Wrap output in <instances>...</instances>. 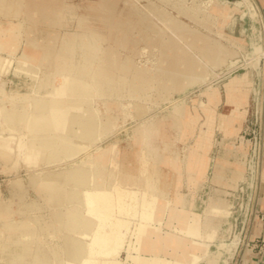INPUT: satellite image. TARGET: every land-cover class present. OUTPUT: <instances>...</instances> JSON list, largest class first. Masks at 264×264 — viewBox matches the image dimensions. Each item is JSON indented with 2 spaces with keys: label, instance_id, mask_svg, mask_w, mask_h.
<instances>
[{
  "label": "rangeland",
  "instance_id": "obj_1",
  "mask_svg": "<svg viewBox=\"0 0 264 264\" xmlns=\"http://www.w3.org/2000/svg\"><path fill=\"white\" fill-rule=\"evenodd\" d=\"M1 1L4 15L0 18V264H47L48 260V264H79L77 260L84 255H74L76 246L69 245L68 240L87 244L89 230L94 226V221L80 227L71 220L74 212L84 210V189L94 185L123 186L151 199L145 196L150 190H143L142 181L131 182L128 178L134 171L135 160L143 166V161L151 158L152 146L163 148L166 135L169 141L183 147L184 142L176 140L175 134L179 111L192 106L193 101L199 102L196 107L200 112L204 111L208 92L223 89L230 77L242 76L246 70L240 73L237 70L244 66L255 72L254 66L264 63V43L241 40L239 25L234 27L233 17H226L231 5L235 9L247 8V1ZM235 3L238 8L234 7ZM233 31L238 42L236 38L226 37ZM231 64L236 67L228 69ZM202 66L206 71L201 76ZM227 97L230 102L231 97L228 94ZM241 103L234 105L232 114ZM55 106L58 111L51 112ZM13 112L23 118H12ZM42 113L61 114L58 125L37 132L30 124L38 121L36 116ZM86 119L94 121L87 135L79 123ZM46 137L57 140L55 149L40 144ZM214 137L216 141L221 140L219 129ZM64 141H68L67 146L72 143V153L63 152ZM186 143H191V139ZM111 146L115 149L113 161L97 165L98 152ZM152 157H155L154 151ZM124 162L132 165H119ZM76 169L89 171L86 183L79 184L72 178L70 174ZM248 188L249 196L232 198L234 236L230 242L222 241L221 246L232 255L236 249L235 258L243 254V249L250 253L253 244L248 225L255 203L254 174H250ZM201 191L206 194L201 201L207 202L209 186L205 184ZM74 192L77 197L71 198ZM123 197L122 194L120 199ZM126 199L131 198L126 196ZM177 209L169 206L167 225L174 224L171 231L161 233L160 227L152 223L149 227L155 232L149 229L140 239H137L138 217L126 215L132 218V231L126 244L118 252L116 249L115 254L108 252L100 256L98 264H128L129 255L144 252L151 254L145 260L156 263L164 259L161 253L167 252V245L173 246L170 254L174 258H165L166 264H189L175 260L176 245L200 236L198 231L190 235L182 229L190 226L199 229V215H190L185 209L189 219L181 221L172 213ZM22 227L27 229L26 235L27 231L31 235L23 237L24 233L18 230ZM157 237H162L158 254L153 252ZM244 240L245 244L250 240V245L245 246ZM198 255L188 252L192 264H200L202 257ZM72 256L80 259L72 260Z\"/></svg>",
  "mask_w": 264,
  "mask_h": 264
},
{
  "label": "crops",
  "instance_id": "obj_2",
  "mask_svg": "<svg viewBox=\"0 0 264 264\" xmlns=\"http://www.w3.org/2000/svg\"><path fill=\"white\" fill-rule=\"evenodd\" d=\"M249 1L250 8L242 6L240 9H235L231 5L226 17H233L234 27L239 25L240 39H245V41L250 39V44L253 40L263 44L264 0ZM1 6L4 5L0 0ZM250 9L254 12L253 14ZM2 15L4 14L0 8V18ZM235 34L236 31H233L226 37L235 39L238 37ZM204 37L208 38V36ZM245 44L248 46V42ZM235 67L232 64L227 66L228 69ZM244 74L240 83L242 82L243 87H246V98L239 105L236 113L232 114L234 104L229 102L227 97V86L232 79L230 77L223 89H214L207 93L206 102L203 103L204 111L200 112L197 109L196 104L199 105L197 101L196 103L193 101L192 106L183 107L179 111L175 134L176 140L184 142L183 147L181 144L177 145L176 142L169 141L166 135L163 148L161 146L151 147L155 157L151 154L147 162L143 161V166L135 160L134 171L128 175L131 182L142 181L144 191L150 190L143 192L147 198L155 196L154 198L159 201L157 205L161 208V217L159 216V221L153 223L160 227L161 233L171 231L174 226V224L167 225L170 205L185 208L190 215H199L202 232L197 238L196 243L198 244L186 240L183 244L176 245V256L189 264H192L188 256V252L190 254L191 251L201 255L200 264H264V63L255 72L247 69ZM217 129L221 133L220 141H216L214 137ZM255 134L259 142L252 190L255 203L252 208L253 217L248 225L250 238L254 243L250 253H247V249H243V254L235 258L236 249L231 255L230 251L222 248L220 243L230 242L234 236L233 230L236 223L231 219L232 198L237 195L249 196L248 181L251 174L249 161ZM189 138L191 143L187 144L186 141L190 140ZM160 151H163V154ZM119 165L131 166L132 163L125 164L124 162ZM140 167L143 170L147 168L148 171L143 172ZM147 177L149 180L146 179ZM205 184L209 186L207 202L201 201L206 195L201 191ZM151 185L154 191H151ZM213 220L214 223H212ZM241 231L242 229L240 233ZM202 243L206 244L213 259L203 256L205 246ZM166 247L168 250L166 253L165 251L161 253L162 257L164 259L174 258L170 254L173 246L167 245ZM143 255L146 258L151 257L150 252H144Z\"/></svg>",
  "mask_w": 264,
  "mask_h": 264
},
{
  "label": "bare ground",
  "instance_id": "obj_3",
  "mask_svg": "<svg viewBox=\"0 0 264 264\" xmlns=\"http://www.w3.org/2000/svg\"><path fill=\"white\" fill-rule=\"evenodd\" d=\"M229 1V0H227ZM239 1V0H236V2ZM240 1H247L248 4H249V8L251 7V3L249 0H240ZM237 3L234 4V7L238 8L239 5H236ZM19 6V5H18ZM83 6V4H82ZM86 6V5H85ZM84 6V7H85ZM91 7V6H90ZM94 8V7H93ZM251 13L253 14L254 12H252V10L250 9ZM86 28H88L86 26ZM90 28V27H89ZM2 30V27H0V31ZM196 36V35H195ZM236 36V35H235ZM241 38V37H240ZM40 39V38H39ZM233 38H231L232 40ZM42 40V39H41ZM204 40V39H203ZM234 40V39H233ZM237 40V38H236ZM235 40V41H236ZM242 40V39H241ZM234 41V42H235ZM14 42V41H13ZM204 42V41H203ZM238 42V40H237ZM5 43V42H4ZM1 45V44H0ZM222 45V44H221ZM3 46V45H2ZM8 46V45H7ZM10 46V45H9ZM5 50V49H4ZM45 52V51H44ZM210 53V52H209ZM189 59V58H188ZM192 59V58H191ZM189 59V60H191ZM183 61V60H182ZM24 62V61H23ZM171 63V62H169ZM175 63V62H174ZM182 63V62H181ZM188 63V62H187ZM194 63V61L192 62ZM197 64V62H195ZM178 64V63H177ZM199 64V63H198ZM174 65V64H173ZM185 65V64H184ZM177 66V65H176ZM181 66V65H180ZM179 66V67H180ZM189 66V65H188ZM173 67V66H172ZM192 67V65H191ZM198 67H200V64L198 65ZM203 67V66H202ZM176 68V67H174ZM181 68V67H180ZM178 68V69H180ZM190 68V67H188ZM204 68V67H203ZM20 69V68H19ZM23 69V68H22ZM43 69V68H42ZM168 69V68H167ZM176 69V70H178ZM182 69H183V66H182ZM187 69V68H186ZM185 69V70H186ZM195 69V68H194ZM29 70V69H28ZM103 70V69H101ZM175 70V71H176ZM188 70V69H187ZM190 70V69H189ZM200 70V68H199ZM202 70V69H201ZM200 70V71H201ZM203 73L201 72V76L205 73V68L203 69ZM178 71H181L178 70ZM197 71V70H195ZM184 71H182L183 73ZM185 72H188V71H185ZM198 72V71H197ZM179 73V72H178ZM191 74L193 75V73L191 72ZM197 74V73H196ZM195 74V76H196ZM98 75V74H97ZM169 75V74H168ZM174 75V74H172ZM178 75V74H177ZM198 75V74H197ZM181 76V74H180ZM199 76V75H198ZM243 76H245V74H243L242 76L240 77H236V78H233L231 79L230 83L228 84L227 86V94L229 97H231L230 99V102H232L234 105L237 103H241L245 100L246 98V87H243L242 85V82L240 83V81L242 80ZM170 77H171V74H170ZM168 79V78H167ZM173 79V78H172ZM176 79V77H175ZM180 79V78H179ZM182 80V79H181ZM176 82V80L174 81ZM170 83V80L169 82ZM248 83V82H247ZM244 84V83H243ZM164 85V83H163ZM166 85V84H165ZM72 86V85H71ZM167 86V85H166ZM165 86V87H166ZM67 87V86H66ZM174 87V85H173ZM178 87V86H177ZM214 89V88H213ZM207 92V91H206ZM214 93V92H213ZM215 94V93H214ZM210 97V96H209ZM211 98H213L211 96ZM209 99V98H208ZM215 99H217L215 97ZM213 100V99H212ZM86 101V100H85ZM87 101L90 102V99H88ZM210 101V100H209ZM72 102V101H71ZM79 102V101H78ZM82 102V101H80ZM212 102V101H211ZM85 103V102H84ZM210 103V102H209ZM54 104V103H53ZM82 105V104H81ZM67 106V105H66ZM75 107L78 106V105H74ZM80 106V105H79ZM86 107V106H85ZM58 107H53L50 109L53 110L51 112H56L58 111L57 110ZM71 108V107H70ZM74 108V107H73ZM72 108V109H73ZM90 108V107H89ZM62 109V108H61ZM64 109V108H63ZM75 109V108H74ZM77 109V108H76ZM45 111V110H44ZM73 111V110H72ZM89 111V110H88ZM87 111V112H88ZM43 112V111H41ZM60 112V111H59ZM67 112V111H66ZM69 112V111H68ZM77 112V111H76ZM59 114V113H58ZM67 114V113H66ZM73 114V113H72ZM62 115H63V112H62ZM65 115V114H64ZM93 115V113H92ZM52 116V117H50ZM67 116V115H66ZM87 116V115H86ZM94 116V115H93ZM91 116L90 118H94L93 120H95V117ZM11 117L12 118H23L21 115H19L17 112H13L11 113ZM51 118L50 122H53V123H50L48 121H46L47 119L46 118ZM68 117V116H67ZM85 117V116H84ZM36 118L38 119V121H36L35 123H31L30 126L31 127H34L36 128V131L39 130V129H44V127L46 128H51V126L55 127V125L57 126L58 123H59V119L61 118V114L57 115H48V114H39L36 116ZM80 119V118H79ZM89 119V118H88ZM81 120V119H80ZM91 120V119H90ZM92 120V121H93ZM77 121V120H76ZM91 121V122H92ZM5 122V121H4ZM32 122V121H31ZM90 121H88L86 119V121H80L79 123L81 124L83 130H84V134L87 135L89 134V132L91 131V128L93 127V123H91ZM94 122V121H93ZM74 123V122H72ZM77 124V123H76ZM75 124V125H76ZM79 124V125H80ZM71 125V124H70ZM74 125V124H73ZM80 126V127H81ZM72 127V126H71ZM76 127V126H75ZM78 127V126H77ZM69 128V127H68ZM67 129V128H66ZM72 129H74L72 127ZM70 130V129H69ZM47 131V130H46ZM52 131V130H50ZM65 131V130H63ZM39 132V131H37ZM40 133H43V132H40ZM45 133V131H44ZM77 133V132H76ZM34 134V133H33ZM46 136V135H45ZM48 136V135H47ZM67 138V137H66ZM65 138V139H66ZM34 140V139H33ZM35 140H37V138H35ZM64 140V139H63ZM69 141V140H68ZM68 141H64V146H63V152H65V154H68V153H72L73 152V148L71 146L72 143H71V146H67L69 144ZM40 144L42 143V145L45 147V148H54L55 149V146H56V143H57V140H52L51 138L49 137H46L45 139H43V141H39ZM77 142V141H76ZM62 143V142H61ZM66 143V144H65ZM81 144V142H80ZM75 145V144H74ZM74 147V146H73ZM80 147V146H79ZM20 149V148H19ZM53 149V150H54ZM59 148H57V151H58ZM24 150V149H23ZM36 150V149H35ZM38 151V150H37ZM114 146H111L109 148H106V149H103V150H100L98 152L99 156H100V159L98 161H96V164L97 165H103L106 161L108 162H111L113 161L114 159ZM59 152V151H58ZM42 154V153H40ZM64 155V154H63ZM65 156V155H64ZM39 157V156H38ZM43 157V156H42ZM53 158H55L53 156ZM95 164V165H96ZM80 166V165H79ZM78 166V167H79ZM106 167V166H105ZM72 168V166H71ZM97 168V167H96ZM69 169V168H68ZM74 169V168H73ZM101 169V168H100ZM71 170V169H70ZM77 170V169H76ZM106 170V169H105ZM97 171V170H96ZM96 171L94 173H96ZM101 171V170H100ZM103 171V170H102ZM89 172V171H87ZM87 172L83 171V170H77L76 172L71 173L69 172V174L72 176V178L77 181V183L79 184H83L85 181H86V176L88 174H86ZM104 172V171H103ZM201 172V171H200ZM68 173V172H67ZM91 173V171H90ZM93 173V171H92ZM101 173V172H100ZM60 174V173H59ZM67 174V175H69ZM102 174V173H101ZM115 174V172H114ZM91 175V174H90ZM116 175V174H115ZM197 175V174H196ZM45 177V175H43ZM70 176V177H71ZM92 176V175H91ZM62 177V175H61ZM90 177V176H89ZM93 177V176H92ZM59 178V177H58ZM96 178V177H95ZM69 179V178H68ZM92 179V178H91ZM89 179V180H91ZM101 179V178H100ZM199 179V178H198ZM104 180V179H103ZM178 180V179H177ZM93 181V179H92ZM99 181V180H97ZM67 182V181H66ZM90 182V181H89ZM103 182V181H102ZM101 182V183H102ZM177 182V181H176ZM76 183V184H77ZM86 183V182H85ZM105 183V182H104ZM88 184V182H87ZM92 184V183H90ZM100 184V183H99ZM109 184V182H108ZM178 184V182H177ZM101 185V184H100ZM55 186V185H54ZM92 186V185H90ZM95 186V185H94ZM92 187V188H89V187H86L84 189V191L82 192L84 194L83 196V199H82V202L84 204V210L83 212H74L73 215L71 216L74 222L77 223L80 227L85 225L88 226L90 225L89 222L91 221H94V226L93 228L91 229V232L89 230V233H90V236H89V239H88V243L87 244H84L82 243V241L79 239L78 242L80 243H77V242H71L70 240H68L66 238V240H68L69 242V245H75L76 247H74L76 250H73V254L74 255H79V254H83V258H77V259H80V260H77L79 264H98L99 263V260L98 258L100 256H102L103 254L105 253H110V254H115V250L117 249V252L118 250L121 248V246L128 240V237H129V233L132 231V218L131 216H126V215H134V216H137L139 221L138 223L139 226H138V229H137V239H140L143 237V235L149 230H153L155 232V230L150 226V224H152L153 222H156V221H159V216L161 217L160 215V211H161V208L159 207V205H157V201L156 198H151V199H146L145 197H142L140 196L138 193V190H130V189H127L126 187H121V186H116L115 188L114 187H111V188H107L106 187ZM13 187V186H12ZM76 187V186H75ZM80 187V186H79ZM82 189V188H81ZM19 190V189H18ZM221 190V189H220ZM55 191V190H54ZM56 192V191H55ZM69 193V192H68ZM82 194V195H83ZM124 195L122 201L120 202V197L121 195ZM21 195V194H20ZM138 195V196H137ZM72 196V197H71ZM70 197L71 198H76V194L75 192L72 193ZM80 196V195H78ZM126 196H130V200L126 199ZM144 196V195H143ZM157 197V196H156ZM162 197V196H161ZM81 198V197H80ZM135 199L136 201H132V199ZM139 198V199H138ZM120 199V200H119ZM72 200V199H71ZM78 200V199H77ZM159 200V199H158ZM183 200V199H182ZM186 200V199H185ZM212 200V199H211ZM79 201V200H78ZM71 202V201H70ZM73 202V201H72ZM76 202V201H75ZM78 204V203H77ZM82 204V203H81ZM190 204V203H189ZM163 206V205H162ZM164 207V206H163ZM167 207V206H165ZM177 207V206H176ZM187 207V206H186ZM206 209V208H205ZM212 209V208H211ZM166 210V209H165ZM178 210V211H177ZM175 212H172L173 214H177V216L179 217V219H181V221H186L189 219L188 215H187V212L185 211V208H179L177 209ZM210 211V210H209ZM63 213V212H62ZM208 214V213H207ZM212 214V213H210ZM172 217V216H171ZM83 218H85V221H83ZM90 218V219H89ZM82 219V220H81ZM89 219V220H88ZM92 219V220H91ZM204 219V218H203ZM213 219V218H212ZM32 220V219H31ZM191 220V219H190ZM196 221V220H195ZM203 221V220H202ZM210 221V220H209ZM39 222V221H38ZM134 223V222H133ZM171 223V222H170ZM179 223V222H178ZM208 223V222H207ZM206 223V224H207ZM214 223V220L213 222ZM210 223V224H212ZM187 224V223H186ZM201 224V222H200ZM209 224V223H208ZM207 224V225H208ZM77 225V226H78ZM75 225V227H77ZM210 226V225H209ZM74 227V228H75ZM84 227V226H83ZM204 227V226H203ZM208 226H206L207 228ZM88 228V227H87ZM86 228V229H87ZM26 229V228H25ZM77 229V228H75ZM85 229V230H86ZM183 231H185V233L187 232V234H190V235H193L194 232L198 231V235L201 236V226L199 227V229H195L194 227L190 226V227H186V228H182ZM214 229V227L212 228ZM18 230H21L23 233L24 231L26 232V230H24V228H19ZM79 230V229H78ZM84 230V229H83ZM88 230V229H87ZM32 232V231H31ZM190 232V233H189ZM213 232V231H212ZM207 233V232H206ZM196 234V233H195ZM26 233L22 234L23 237H26L27 235H31L29 234V232L27 231V235ZM215 235V234H214ZM76 236V235H75ZM209 236V235H208ZM213 236V235H212ZM28 237V236H27ZM72 238V236H71ZM207 238V237H206ZM209 238V237H208ZM78 239V238H77ZM76 239V240H77ZM163 239H164V235H163ZM176 239V238H174ZM180 238H178L179 240ZM160 240H162V237H157V241L154 243V247H153V252H156V254H158V247L161 246L160 244ZM65 242V241H64ZM71 242V243H70ZM192 242H194V244H198L196 243L197 242V239L196 240H193ZM142 243V242H141ZM36 244V243H35ZM126 244V243H125ZM182 244V243H181ZM203 244V243H202ZM221 246L224 245V242L220 243ZM205 247H204V251L205 252V255H208L209 258L213 259L212 258V255H211V252L208 250L206 244H203ZM142 246V244H141ZM56 247V246H55ZM63 249V248H62ZM61 249V252H63ZM165 249V248H164ZM35 250H36V247H35ZM39 250V248L37 249ZM60 250V249H59ZM49 251V250H48ZM140 251V250H139ZM235 251V250H234ZM232 252V250H231ZM40 253H43L40 252ZM45 254V253H44ZM55 254V253H54ZM64 254V253H63ZM62 254V255H63ZM48 255V254H46ZM58 255V254H57ZM60 255V254H59ZM211 255V256H210ZM232 255V254H231ZM49 256V255H48ZM47 256V257H48ZM51 256V255H50ZM158 256V255H156ZM199 256V255H198ZM45 257V256H43ZM54 257V256H53ZM56 257H59V256H56ZM35 258V257H34ZM37 258V257H36ZM35 258V259H36ZM63 258V257H62ZM72 258H75V257H71L70 259ZM75 258V259H76ZM129 260H128V264H166V261L165 259L163 260H159L157 261L156 263H152L150 262L149 260H145V256L143 254H137L136 256H132V255H129L128 256ZM198 258V257H197ZM40 258L38 257L36 260L37 261H46V260H39ZM69 259V258H68ZM180 258H176L175 260H178ZM35 260V261H36ZM59 260V259H58ZM61 260V259H60ZM73 260V259H72ZM167 260V259H166ZM181 260V259H180ZM195 260H196V257H195ZM32 261V259H31ZM36 261V262H37ZM49 261V260H48ZM48 261L47 264H48ZM69 261V260H68ZM35 262V263H36ZM45 262V263H46ZM72 263L73 262H76V261H71ZM58 263V262H57ZM77 263V262H76ZM31 264V262L29 263ZM33 264V263H32ZM106 264H109V263H106ZM178 264V263H176Z\"/></svg>",
  "mask_w": 264,
  "mask_h": 264
},
{
  "label": "water",
  "instance_id": "obj_4",
  "mask_svg": "<svg viewBox=\"0 0 264 264\" xmlns=\"http://www.w3.org/2000/svg\"><path fill=\"white\" fill-rule=\"evenodd\" d=\"M231 2H234L236 0H229ZM260 67V64H258V66H254L255 70H258ZM249 68V66H244L243 68H240L239 70H237V73L243 72L245 70H247ZM254 145H253V150H252V155L249 161V170L251 171V174H254V166H255V158L257 156V150H258V137L257 134L254 135Z\"/></svg>",
  "mask_w": 264,
  "mask_h": 264
},
{
  "label": "built area",
  "instance_id": "obj_5",
  "mask_svg": "<svg viewBox=\"0 0 264 264\" xmlns=\"http://www.w3.org/2000/svg\"><path fill=\"white\" fill-rule=\"evenodd\" d=\"M259 143V142H258ZM257 153H258V150H257ZM246 240V239H245ZM245 240H244V244H245ZM254 243V242H253ZM247 245H250V240H247V243L245 244V246H247ZM253 245V244H252ZM251 248H253V247H251Z\"/></svg>",
  "mask_w": 264,
  "mask_h": 264
}]
</instances>
